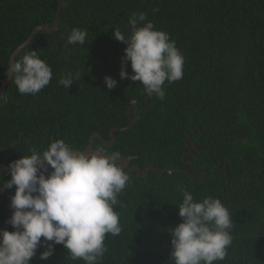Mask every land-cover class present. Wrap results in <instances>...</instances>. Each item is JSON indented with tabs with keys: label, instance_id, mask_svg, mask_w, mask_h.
<instances>
[{
	"label": "trees",
	"instance_id": "obj_1",
	"mask_svg": "<svg viewBox=\"0 0 264 264\" xmlns=\"http://www.w3.org/2000/svg\"><path fill=\"white\" fill-rule=\"evenodd\" d=\"M59 1L0 0V87L14 51L36 27L52 26ZM138 12L184 56L183 78L165 83L163 100L120 77L127 45L113 33L130 34L129 17ZM74 27L87 31L83 45L67 44ZM31 51L51 66L53 78L37 95L20 94L14 79L8 84L0 102V167L56 139L81 151L93 133L110 142V131L128 127L135 111L134 126L115 131L114 146L95 139L93 147L119 152L142 169L188 170V135L199 147L190 162L205 174L202 182L179 171L129 175L115 208L122 231L106 237L101 264H174L168 229L183 222L177 185L197 201L220 199L232 215L228 255L214 264H264V0H65L58 30L39 32L16 60ZM67 72L78 73L69 88L58 83ZM127 72L133 74L130 62ZM106 76L118 82L115 88H107ZM223 161L230 177L215 164ZM10 179L0 176V230L15 231L6 223L15 193V186L4 187ZM45 250L38 247L31 264H85L71 260L62 244L41 260Z\"/></svg>",
	"mask_w": 264,
	"mask_h": 264
},
{
	"label": "clouds",
	"instance_id": "obj_2",
	"mask_svg": "<svg viewBox=\"0 0 264 264\" xmlns=\"http://www.w3.org/2000/svg\"><path fill=\"white\" fill-rule=\"evenodd\" d=\"M128 26V35L118 28L113 33L127 45L120 77L142 82L145 95L163 100L165 83L183 78L184 56L169 34L156 29L146 13H133ZM87 35L86 30L74 27L67 44L83 45ZM129 62L131 75L127 72ZM5 76L14 79L20 94L37 95L50 84L53 70L31 51L11 62ZM77 76L67 72L58 83L69 88ZM104 81L109 90L118 83L110 76ZM119 156V152L106 154L103 149L91 155L78 153L64 139H56L46 149L32 148L30 155L12 161L11 179L4 187L15 186L13 214L6 221L15 231L0 230V264H31L42 245L46 250L40 259L48 260L57 244L68 250L71 260L101 264L108 250L106 237L122 231L115 208L130 178L117 163ZM49 166L52 171L46 176L41 170ZM177 189L183 195L178 205L183 222L168 229L174 264L224 261L233 240L229 210L218 198L208 196L197 201L186 186L177 185Z\"/></svg>",
	"mask_w": 264,
	"mask_h": 264
},
{
	"label": "water",
	"instance_id": "obj_3",
	"mask_svg": "<svg viewBox=\"0 0 264 264\" xmlns=\"http://www.w3.org/2000/svg\"><path fill=\"white\" fill-rule=\"evenodd\" d=\"M64 2H65V0L59 1L58 10H57V13L55 15V19H54L52 26L41 25V26L36 27L34 29V31L31 33V35L29 36V38L14 51V53L12 54V56L10 58V63L16 60L17 56L22 52V50L25 47L32 44L33 40L35 39V37L38 35L39 32L43 31V32L48 33V34H52L58 30V23H59L60 15H61V12H62V9L64 6ZM12 79L13 78H11V77H6V79L3 81V83L0 87V102L5 97V92H6L7 86L11 82ZM130 111H131V108L128 111V115H129ZM139 112L140 111H135L134 118H132L131 116L129 117L130 118V124L128 127H126V128H114L110 131V135H111V141L110 142H107L98 133H93L92 136L90 137L89 144L85 150H82V151L76 150V149H73V150L78 152V153L83 152V153L91 155L92 153L98 151V149L93 148L95 139H100L105 144L113 146L116 142L115 135H114L115 131L123 132V131L131 129L136 122V119L138 117ZM187 146H188L190 151H189V153L184 155L183 160H184V162L190 164L191 170L180 169V168L173 167V166L167 167L164 169H159V168L154 167V166H147V167L142 169L138 165H131L130 160L126 157H119L117 163L122 167V169L126 172L127 175H130L131 173L136 172L139 177L145 178L149 175L150 172H154V173H157L159 175H163L165 173H171L172 171H179V172H182L184 174H187L192 180H194L196 182H202L203 180H205V174L198 172L190 162V158H192L194 156L195 150L199 149V147L197 145L192 143V136H190V135H188V138H187ZM200 149L206 150L204 148H200ZM211 158L213 159L212 156H211ZM215 164L218 168H221L223 165H225L226 166L225 174L228 177H230V173L228 171V162L227 161H223L219 164H217L215 162ZM41 171H43L46 176L50 174L49 168L47 170L42 169ZM9 173H10L9 165L0 167V176L4 175V174H9ZM230 182H231V178H230L228 184H230Z\"/></svg>",
	"mask_w": 264,
	"mask_h": 264
},
{
	"label": "flooded vegetation",
	"instance_id": "obj_4",
	"mask_svg": "<svg viewBox=\"0 0 264 264\" xmlns=\"http://www.w3.org/2000/svg\"><path fill=\"white\" fill-rule=\"evenodd\" d=\"M134 104H136V103H134ZM110 146V145H109ZM114 146V145H113ZM94 148V147H93ZM95 149V148H94ZM99 150V149H98ZM129 176V175H128Z\"/></svg>",
	"mask_w": 264,
	"mask_h": 264
},
{
	"label": "bare ground",
	"instance_id": "obj_5",
	"mask_svg": "<svg viewBox=\"0 0 264 264\" xmlns=\"http://www.w3.org/2000/svg\"><path fill=\"white\" fill-rule=\"evenodd\" d=\"M232 180V179H231Z\"/></svg>",
	"mask_w": 264,
	"mask_h": 264
}]
</instances>
